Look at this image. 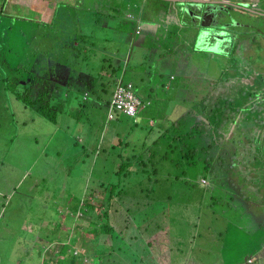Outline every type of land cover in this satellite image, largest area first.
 <instances>
[{"label":"rangeland","instance_id":"1","mask_svg":"<svg viewBox=\"0 0 264 264\" xmlns=\"http://www.w3.org/2000/svg\"><path fill=\"white\" fill-rule=\"evenodd\" d=\"M64 1L72 2L73 0H0V15L3 12L1 17L6 22L15 19L12 16L39 20L44 13L48 12V8L54 2L59 6L56 12V14H59L60 7L66 3ZM218 1L221 3V7L227 6V8L237 14L239 11H245L246 7H249L246 3L251 4V0H246V2L245 0ZM113 2L121 4L119 0H114ZM97 3L98 0H84L83 4L79 5V8L75 10L76 14L78 16L83 14V16L87 17L86 21H93L94 13L90 10L83 13V10L86 9L85 6L95 7ZM220 3L218 4L219 6ZM67 6L65 4L64 8ZM259 6L264 8V0H260ZM222 9L224 10V8ZM219 12L218 14H221ZM257 17L259 18V28L255 29V20L249 18L245 25L246 27H243V31L246 32L247 39H249L251 33L255 34L256 37L252 52L250 49L245 52V55L248 59L252 57V62L257 64L261 74L258 80H263L260 83L261 86L264 82V15L259 14ZM69 25L70 23L68 22ZM88 28L91 30L93 26L89 25ZM238 29L237 27L235 28L237 35L239 34ZM192 30L193 28L188 27L183 29V37L187 36L186 33H192ZM216 30L220 31L221 29L216 28ZM196 32L198 33L199 30L196 29ZM47 33L54 35L52 31ZM222 36H224L222 32L220 34L214 32L206 34V43L211 42L210 46L215 49H209L211 53L200 51L198 54L193 53L189 57V63L195 62V69L197 70L194 77L206 79L209 74L219 73L222 75L224 72L226 75L232 73L240 74L237 69L222 72L225 65L237 63L239 58L231 46L234 41V33H230V39L227 35L223 42L221 41ZM200 37H202V33ZM180 38L175 32L171 33L170 44L175 45L176 40ZM25 39L27 41V38ZM19 40L23 43V37H20ZM118 40L122 41L123 39L119 38ZM17 48H21L19 42L16 44ZM14 50V48L12 51L2 49L3 57L9 59L8 68H13L14 76L21 77L22 75H19L17 73L18 69L15 68L23 62L27 63V59H19L14 54ZM177 51L190 53L187 44H182ZM209 55L210 57L215 55V61L209 58ZM1 56L0 58H2ZM133 56L127 68L122 66L123 69H127L126 81H135L137 76H139L142 59H138L136 52ZM77 63L78 60H76ZM181 63V72H178L179 76H176V79L175 77L171 78V69L168 65L164 66L163 62L158 61L159 66L158 64L153 65L154 74L148 77L149 80H145V82L137 80V83H135L136 91L143 98L152 100L149 105L139 111L140 124L147 125L150 117H154L157 121L162 116V109L166 115L171 113L172 107L170 104L168 103L164 107L162 101V99L166 100L174 93V88L168 87L169 83L179 87L177 96L180 94L185 108L189 106V102L185 100L182 94H184L186 84L188 83L190 86L196 80H185L186 75L183 70L186 67V59ZM114 65L113 59L106 57L104 61L101 55H94L89 59H80L78 68L83 71L93 70L96 82H104L107 88L106 90H95L86 100H83L81 93H74L71 100L67 103L68 105L61 109H55L58 112L56 122L46 120L35 109L19 100L8 86L10 85L12 88L14 86L13 74L2 75L0 71V172H7L11 169L16 172L17 177H20L23 171L30 168L32 173L42 170L45 173L44 176L38 179L39 184L36 189H0V264H40L42 262L41 248L43 243L38 241V237L42 238L46 231L56 234L61 232L64 234L63 238H67L71 231V236L67 239L69 241L66 250L62 252L65 255V260H61L59 264L83 263L82 256L73 255V251L70 250L78 241L77 230L81 229L83 231L85 221L89 220L90 217L82 215L81 212L77 213L79 217H73L71 210L74 211V209L71 206L78 201L83 202L86 198L95 202L91 195L100 197L103 195L101 190L108 189L109 181L105 170L106 168L116 170L113 167L114 160L112 159H115L117 155L114 153L110 156L112 141L116 137L118 126L124 125L128 120L126 115L118 112L117 121H107V107L104 104L110 99L114 88V82L113 80L109 82L112 78H109L107 74L110 75L112 73L114 76L121 74V69L112 70ZM101 68L106 74L99 75ZM36 71L41 76L38 69ZM42 76L46 77L44 73ZM241 86L245 90L242 93V90L239 91V94L245 96L248 91H246L244 85ZM196 94H199L198 90L195 93H188L186 95L187 99ZM173 103L174 107L178 106L176 98H173ZM185 108L174 109L175 116L173 120H177L175 117L184 118L182 120V128L172 125L168 132L169 140L162 137L158 147L155 146L152 150L149 148L145 149L151 150L154 153L153 156L150 155L151 151L150 153L149 151L146 154L143 153L144 147L142 145L135 146L143 153V156L137 159L146 160L144 164L143 162L140 164L142 167H147L146 171H133L128 176L121 174L111 179L113 182L111 186L116 189L114 196L118 199V205L123 212V215L119 214L116 224H113L114 230L112 234L114 235L115 231H120L121 229L125 230L129 221H131V224H128V226L130 225L129 236L126 237L123 234L122 239L117 241L118 244H121V247L113 253L107 264H199L198 261H201L200 264H216L213 261L219 264V262L223 263V260L226 263L246 264V258L252 255L256 256L262 246H264V242L259 239L261 231L256 237L250 236L247 238V227L242 222L236 221V229L239 231V243L232 246L230 237L227 236L228 245L225 252H220L225 249L223 245L225 238L219 235L218 253H211L214 249H205L202 251V255L198 256H191L187 252L189 243L183 240L186 237L187 227L185 223L192 222L194 219L189 218L182 223L181 227H178V220H174V218L179 219V216L174 212L183 214L185 207L181 210L177 208L181 205H189L191 211L186 213L189 217H192L196 214L195 211L198 206L196 201L202 198L201 189H212L217 196H220L226 195V192L231 193L235 189H240V187L232 186L230 188L231 182L229 178L233 175V172H229V166L220 167L217 164L218 159L216 156L218 154L216 155L215 152L219 149L217 140L213 148L209 146L210 152L202 150L197 153L201 139L195 138L199 135L198 130L195 129L196 125H192L194 134L188 133V129L185 126L188 122H193L195 116H187L189 113ZM232 123H236V120ZM232 123L224 127V130L226 128V137H230L229 140H236L240 137L245 139L241 129L237 131L232 129ZM233 127L235 128V125ZM176 136L181 137L178 145L179 150L181 149L180 151H176L174 146L171 147L169 145V143L175 141L173 137ZM208 140L209 138L202 140V142ZM223 140H225V131ZM244 143L248 144L246 150L255 149L251 138L246 137ZM245 144L242 145L243 148ZM130 148H132V145ZM192 150L196 152L192 153ZM165 151L169 152L171 156L166 158L164 156ZM131 152L129 149L126 151L127 154ZM176 153L178 154L175 155ZM44 155L48 156V158H45ZM233 156L236 155L233 154ZM215 157L216 159L213 161L212 159ZM246 158L247 160L243 162V165L247 167L246 175H250L252 178L246 177L244 182L257 184L256 186L259 187L264 202V169L259 165L262 160L258 159L251 162L249 157ZM211 160L212 163L208 165L207 162H211ZM34 161L35 167H31ZM195 161L197 163L194 164ZM41 165L44 167L41 168ZM142 167L136 166L138 169ZM214 167L215 172L212 174L215 173V177L220 182L226 178L229 189L222 187L220 189L219 186L211 184V171ZM102 181H105L104 186L101 184ZM96 186L97 188L95 189ZM0 187L2 188L1 184ZM91 192L92 194H90ZM210 193V191L207 193L208 201L210 200ZM232 195L238 197L237 191L232 192ZM225 199L226 197H219L216 205L206 207L202 212L201 219L211 218L213 221V218L217 216L216 221L218 225H221L224 222L222 216L228 219L232 213H230L231 206L229 207L230 204ZM234 199L237 200L238 198ZM237 204L234 203V206L236 207ZM220 209L223 210L220 212ZM214 211H216V214H214ZM240 213L239 211V216ZM78 218H81V221H77ZM237 219L238 216L235 220ZM84 230L87 231L86 229ZM178 231L181 232V239L176 237ZM51 236L52 234L50 237H46V240L54 238ZM258 247L259 250H257ZM74 252L76 253L77 251ZM221 257L224 259L219 261L217 258ZM85 262L87 263L88 260L85 259ZM97 262V264H101L100 260H97Z\"/></svg>","mask_w":264,"mask_h":264},{"label":"crops","instance_id":"2","mask_svg":"<svg viewBox=\"0 0 264 264\" xmlns=\"http://www.w3.org/2000/svg\"><path fill=\"white\" fill-rule=\"evenodd\" d=\"M114 0H98L97 6H85L86 9L84 11L90 10L94 13L93 15V21H86L85 16L80 15L78 16L76 14V9L79 8V5H82L84 0H73L70 1H64L66 2L68 6L64 8L65 4L60 7L59 14H56L57 9L59 6L57 4H54L48 8L47 14L44 16L45 19H48L49 24L51 23V27L53 29L54 35L47 33L46 31H40L38 33V42L36 43V46H30L28 51H32L33 53L29 54V60H32L31 64H39L40 66L37 67L40 75L43 73L46 75L47 78L51 79L54 76H58V72L62 74L63 66L65 67L64 74L69 75L72 72V67L70 65H73L70 62V57L72 54L74 56L78 57L76 60L80 59H86L88 56L92 55L91 58L94 55H101L102 59H106V57H110L113 59L116 65L119 66H125L126 56H130V52L128 49L130 43H132L133 39L136 37L134 31L137 27L141 28L143 36L147 35L154 36L156 35L157 44L158 46L162 47L165 46V49L168 51H171L170 54L165 58L164 60V66H167L171 69L170 76L178 77V72L180 73V69L182 68V61L186 59V67L183 70V73L186 75V79H191V81H195L192 85L186 84V88L184 90L183 97H185V100L188 101L189 106H184L183 102L181 101V96L179 93V88L175 89L174 93L171 94L168 99H162L164 107L169 103L172 107L170 114H165L164 110H161L162 116L156 119L154 117H150V123L153 125H150V131H148V138L149 141L152 143L155 140L158 139L165 131H169L171 126H178L182 128V120L184 118H176V121L173 120L175 116L174 109L176 108H185L187 112L191 113L192 106L196 109H199L202 107V104H198L199 101L205 97L207 94H217L216 89L222 90L223 92H227L231 98L234 96H238L239 91L244 89L241 85H244L246 88V91L249 92L251 90L253 96H261L264 94V82L260 86L261 81L258 80V77L261 76L259 73V70L257 68V64L255 62H252V57L247 58L245 55V52L250 51L252 52V47L255 46V34L251 33V36L249 39L246 38V32L243 31V27H246L247 21L249 18L254 19V28H259L258 24V17L257 15H264V8H260V0H251V4L246 3V5L249 7H246L245 11H239L238 14L234 11L230 12L231 14H227L226 10L229 9L227 6H224L222 21L224 23L228 24V28L230 30V33H234V41L231 43L232 49L236 55L239 56L237 63L228 64L227 66L222 69V72L224 69H227V71H234L238 70L240 74L232 73L228 78H225V85L223 87H219L217 83L220 81L218 78L221 74H210L209 78H206L211 81L215 82V84L212 87L206 86L204 83L205 79H198L196 76L197 70L195 69V66H193L191 63H189V57H191V53L186 52H180L177 51V49L181 48L182 43L176 44L175 46H171L169 44H164L163 42L166 41L169 35L173 33L172 31V24L177 23V12H176V6L175 2L178 0H119L121 4H117L113 2ZM118 1V0H115ZM185 1H211L213 3H220L218 0H185ZM246 2V0H245ZM118 5V7H117ZM172 7L175 8V11L171 9ZM219 6V5H218ZM221 6V3H220ZM230 11V10H229ZM50 16V17H49ZM51 20L49 21V19ZM233 19V20H232ZM68 22L70 25L68 26ZM92 25L93 29L89 30L88 26ZM238 29V35L235 32V28ZM123 28V33L125 34V31L128 33L126 36L122 37V41L118 39H113L112 35L116 34L118 32V29L120 30ZM171 28V29H170ZM225 28V29H228ZM94 29L96 33L94 34ZM155 32V33H154ZM110 34H112L110 36ZM118 34V33H117ZM110 36V37H109ZM148 37L146 38V41L148 40ZM116 41V42H113ZM29 42H34V40H29ZM28 41H25L24 43H29ZM113 42V43H112ZM184 44V43H183ZM24 45V44H22ZM230 46V47H231ZM177 47V49H176ZM127 50V51H126ZM175 50V51H174ZM126 51V52H125ZM129 52V53H128ZM215 59V56H214ZM215 61V60H214ZM255 63V64H254ZM22 64V63H21ZM236 64V65H235ZM49 65V68H44ZM55 66L56 69H55ZM235 66V68H234ZM255 66V67H254ZM59 67H61L59 69ZM58 69V70H57ZM229 69V70H228ZM150 72L149 70L146 71V73ZM149 75V74H148ZM148 75L146 76V80H148ZM142 74L139 73V76H137L136 80H140L142 82H145V78L142 79ZM40 77V76H38ZM42 78H45V76H41ZM194 77V78H193ZM176 79V78H175ZM229 80L226 86V82ZM168 86H172V83L168 84ZM199 91V94H196L192 96L190 99H187L188 93H195ZM245 97V96H244ZM173 98H176L178 106L174 107ZM180 99V100H179ZM207 100H212L210 96H207ZM252 105L255 106L256 104L253 103V100H249L246 98L244 103L241 105L242 109L244 110V107L246 105ZM192 105V106H191ZM258 106V105H256ZM255 106V107H256ZM259 110L261 111L256 116H250L248 117V120L246 118L241 117V115L238 113L236 117V123H232V129L234 131L242 130V134L245 135V139L237 138L236 140H242V145L245 144L244 140L247 138H251L253 142V146L259 148L264 147V110L262 111V107L259 106ZM255 110V109H254ZM152 120V122H151ZM194 122V121H193ZM193 122H188L185 126L188 129V132L192 129ZM235 125V128L233 127ZM146 126V125H145ZM148 127V126H147ZM210 128L209 126L207 129ZM168 129V130H166ZM252 131V133H250ZM220 132V131H219ZM226 132V128H225ZM115 133V132H114ZM217 136L216 133L210 132V129L201 133V136L198 135L195 138L201 139V146L208 145L212 143V140L215 139ZM166 140H169V135L163 136ZM209 138L208 141L202 142V140H205ZM230 138V137H229ZM229 138L225 135V142L227 140L229 141ZM175 141L169 143V145L172 147L174 146V149L178 151V145L179 141L181 140L180 136L173 137ZM177 140V141H176ZM216 140V139H215ZM158 145V144H157ZM156 145V146H157ZM245 149L248 148V144H245ZM131 151V150H130ZM249 151H252L251 149ZM198 153V152H197ZM129 153L128 155H131ZM165 154V153H164ZM167 156H171L169 152H166ZM176 153L175 155H177ZM218 154V151L216 155ZM166 156V157H167ZM45 158H48V156H45ZM177 157V156H176ZM217 157V156H216ZM173 160V159H171ZM214 161V158L212 159ZM37 161V160H36ZM146 161V160H145ZM143 161V162H145ZM136 166V165H135ZM217 167V165H214ZM236 166V165H235ZM31 167H35V161L31 165ZM44 167L41 165V168ZM222 167V165L220 166ZM147 168V167H146ZM245 168V167H244ZM230 170L233 172L232 176L229 178L231 182L230 188L232 186L240 187V189H235L237 191L238 197H235L231 193H227L226 195H220L225 196L228 200L227 202L231 206L230 215L229 218L226 219L225 216H222L224 219V222L221 225H218L217 216L213 218V221L211 218L207 219H201L202 212L206 207L210 205H214L213 202H216V199L219 198L215 191H212V189H201L200 192L202 195V198H200L198 201L197 210L195 211V215L192 217H189L186 212L191 211V207L187 204L181 205L178 210H181L185 207V211L183 214L176 213V215L179 216L178 218H174V220H178L177 226L181 227L182 223L186 221L187 219L191 218L194 219L192 222L189 221V223L186 224V237L183 238V240L187 241L189 243V247L187 252L192 255H202V251L205 249H214L211 253L219 251V245H218V235L220 237L225 238V243L223 245L225 246V249L220 252H225L228 245V237H230L232 246L239 243L238 241V230L236 229V221L242 222L247 228V238L256 237L261 231V235L259 239L264 242V202L262 200V193L259 190V187L255 184H252L251 182L245 183L244 179L246 178L244 175L246 172H243L240 169L232 168V165L230 167ZM137 171L138 170H134ZM215 170L212 168L211 171V178L212 183L214 185H217L225 189L228 188V184L226 183V178L221 180V182L218 180L217 177H215ZM0 184L2 188L0 189H36L39 181L38 179L45 175L44 171H37L36 173H32V170L30 168L26 169L22 172V175L20 177L16 176V172L9 169L7 172H0ZM210 176V175H209ZM244 176V177H243ZM234 177V178H233ZM243 177V179H242ZM203 184V183H202ZM204 185V184H203ZM210 193V200L208 201L207 193ZM230 195V197H229ZM261 195V196H259ZM234 198H238L235 200ZM252 199V200H251ZM254 200V201H253ZM208 201V202H207ZM195 202V201H194ZM232 203V204H231ZM234 203H238L237 206H234ZM176 209V210H177ZM223 209H220V212ZM240 213V216L238 215ZM216 211H214L215 214ZM227 215V214H226ZM238 219L235 220V218ZM198 221V222H197ZM177 239H181V232L178 231L176 235ZM242 241V239H241ZM221 242V241H219ZM259 250V247L257 248ZM196 256V257H197ZM219 261L223 260L224 258H217ZM251 260V261H249ZM199 264L201 261H198ZM213 263L217 262L213 261ZM188 264V263H187ZM219 264H234L232 262H227L223 260V263ZM246 264H264V246L259 250L258 254L256 256L252 255L250 257L246 258Z\"/></svg>","mask_w":264,"mask_h":264},{"label":"trees","instance_id":"3","mask_svg":"<svg viewBox=\"0 0 264 264\" xmlns=\"http://www.w3.org/2000/svg\"><path fill=\"white\" fill-rule=\"evenodd\" d=\"M178 3V2H177ZM171 9L175 11V8L172 7ZM3 11V10H2ZM1 11V12H2ZM44 13L43 16L37 20L32 18H25V17H14L15 19H11L10 22L4 21V19L1 17L3 16V12L0 15V71L2 75H12L14 77V86L13 88L9 86L10 90L14 93V95L21 100L25 105L35 109L38 114H40L42 117L46 118V120H50L52 122L57 121L58 112H56V108L61 109L62 107H65L68 105L67 103L71 100L74 93H77L82 95L83 100L88 99V97L91 95V93L95 92V90L102 89L106 90L107 85L104 84V82H96L95 74L93 75V70H87L83 71L81 68H78L79 65V59L78 63L76 64V59L78 57L74 56V54L70 57V62L73 65H70L72 68V72L69 75L64 74L65 67L63 66V70L58 72V76H54L51 79L42 78L41 76L37 74V67L40 66L39 64H31L32 60H29V54L33 53L32 51H28L30 46H36L35 42H38V33L40 31H53L51 27V23L49 24L48 21L45 19ZM198 24H193L185 26L179 25V23L172 24V31L178 34L180 39H177L175 42L176 44H179L180 42L183 44H187L188 48L190 49L191 55L193 53L198 54L200 51H206L207 53H211L209 49H197L195 47L196 41H197V32L192 33H186L187 36L183 37L182 30L186 27L193 28V30H196L198 27ZM193 26V27H192ZM197 26V27H196ZM220 27V25H219ZM218 27V28H219ZM198 30V29H197ZM229 30V29H228ZM123 28L120 30L118 29V34H110L112 35L113 39H119L124 36H126L128 33L125 31V34L123 33ZM109 36V37H110ZM170 36H168L169 39L164 41V44H169L171 46H175L170 44ZM23 37V43L20 42L19 38ZM183 37V38H182ZM29 42V40H34V42L24 43L26 41ZM152 40L145 41L144 44L141 46H135L132 48V43H130L128 49L130 51V56H126L125 61V67L127 68L130 64V61L132 57H134V53L136 52L138 59H142V62L140 64V70L139 73L142 74V79L145 78L148 75V77H151L152 74H154L152 67L153 65H157L158 61L163 62L165 58L173 52V48L171 51H168L165 49V46H158L156 37H152ZM183 39V40H182ZM207 39V38H206ZM17 42L20 43V49H16ZM15 44V45H14ZM24 44V45H22ZM13 48L14 54L19 59H27V63H22L16 66L15 69H18L17 73L22 75L21 77L14 76L13 68H8L9 66V59L7 57H3L4 54L2 52V49H7L12 51ZM133 49V50H132ZM137 50V51H136ZM22 51V52H20ZM127 51V50H126ZM125 51V52H126ZM213 53V52H212ZM93 55V54H92ZM92 55L86 57V59H89ZM208 55V54H207ZM213 55V54H212ZM215 56V55H214ZM213 57L208 56L209 58L214 59ZM216 58V56H215ZM104 61L106 59H103ZM156 60V61H155ZM149 62V63H148ZM117 64V63H116ZM114 65L112 67V70H120L119 75L114 76L112 73L109 76V78H112L109 82L113 80L114 82V88L112 90V94L109 100L106 101L104 104L107 107V121H117L118 120V114H124L128 117L127 123L124 125H119L116 137L114 138V141H112V147L110 149V156L115 153L116 158L112 159L113 161V167L116 168V170H110L107 169L105 172H107V180L108 182V189H102L103 195L100 197L92 196L93 199H95V202L91 199H85L83 202L78 201L71 207L74 209V211L71 210L72 216L77 218L78 212H81L82 215H88L90 217L89 220L85 221V228H83V231L81 229L77 230L78 234V241L76 244L71 248L70 251H73V255L82 256L83 263L81 264H89L90 263H98L97 260L101 261V264H107V262L111 259L113 256V253L117 251V249H120L121 244H118L117 241L122 239V235L125 234V236H129L128 230L129 226L128 224H131V221L128 222L126 225L125 230L115 231L114 235L112 234V231L114 230V225L116 224L119 214L123 215V212L121 211L120 206L118 205V199H116V196H114V192L116 189L112 188L113 182L111 181L112 177H116L117 175L123 174L124 176L130 175L134 170H142L146 171L147 168L142 167L140 164L144 160L137 159L143 156V153L146 154L149 149L152 150L157 144L159 145V142L163 136H167L169 131H165L163 135L158 137L157 140L154 142H150L148 138V131H150L151 127L150 125H153V123H149L145 126L143 124H140V118H139V111L146 107V105H149L152 100L143 98L137 91H136V84L137 80L135 81H126L125 75L127 73V69H123L122 66ZM160 64V63H159ZM158 64V66H159ZM193 66H195V62L191 63ZM25 68H23V67ZM49 65L44 68H49ZM57 66H55L56 69ZM61 67H59L60 69ZM123 69V73H122ZM58 70V69H57ZM150 71L146 73V71ZM229 70V69H228ZM224 71H227V69H224ZM156 72V71H155ZM106 73L103 72V68L100 69L99 75H104ZM93 75V76H92ZM210 74L207 75V78H209ZM230 75H226L225 72L220 75L218 78L220 81L217 83L218 88L223 87L225 85V78H228ZM176 78V77H175ZM187 78V77H186ZM173 79V78H172ZM212 77L209 79H205L204 83L206 86L212 87L215 82L211 81ZM109 80V79H108ZM149 80V79H148ZM140 81V80H138ZM229 80L226 82V86ZM122 84L128 86V84H132V88L134 90V94L136 96V99L138 100L137 110L135 114H127L123 111H118L115 108H112L111 105L113 104V98L116 89L118 86ZM171 84V83H170ZM170 87V86H168ZM175 89L179 88L176 86H172L170 88ZM228 87V86H227ZM245 89H242L241 93L244 92ZM250 92V93H249ZM244 96L241 94H238V96H234L231 98L227 92H223L222 90L216 89V95L214 94H207L205 97H203L198 104H202V107L199 109H196L195 107L191 109V113L189 111V114L187 116H195V120L193 122V125H196V128L198 130L199 135L201 136V133L207 131L210 129V132L216 133V140L218 141L219 149L218 151V165L222 166H229V172H231L230 167L231 164L232 168L240 169L243 172L247 171L246 165H243V162L247 160L246 157H249V160L252 162L257 161L258 159H261V163L259 164L260 167L264 169V147L261 145L255 147L254 150L249 151L242 147V140H229L225 142L223 140L224 136V127L228 126L230 123L234 122L236 120V117L238 113L241 115V117L246 118L248 120V117L250 116H256L261 111L259 110V106L262 107V111L264 110V94L261 96H253L251 90ZM77 96V95H76ZM207 96H210L212 100H207ZM248 99V101L253 100V103H255L258 106L252 105H246L244 107V110H241V105L244 103L245 99ZM145 101H147L145 103ZM255 109V110H254ZM119 112V113H118ZM113 113V117H110V114ZM249 115V116H248ZM248 116V117H247ZM152 122V120H151ZM148 126V127H147ZM154 126V125H153ZM210 127L207 129V127ZM168 130V129H166ZM220 131V132H219ZM188 133L194 134V130H190ZM226 135V132H225ZM214 141L210 144V148H213L214 145H216ZM114 142V143H113ZM132 145V148H130ZM142 145L144 147L143 153L140 152L135 146ZM157 145V147H158ZM224 146V147H223ZM118 148V149H117ZM146 148H149L145 150ZM208 145L201 146L198 145V153L202 150H205L204 152H210V149ZM127 149L132 151L131 155H128L126 153ZM108 150V149H107ZM150 150V151H151ZM181 150V149H180ZM179 147H178V151ZM149 151V153H150ZM217 151H215L217 153ZM109 152V150H108ZM192 153H195L196 151H191ZM235 154L236 156H233ZM151 156L154 155V153L151 151ZM164 156L166 157V151ZM167 158V157H166ZM216 157L214 158V160ZM198 161V160H197ZM197 161L194 162L197 163ZM145 162H143L144 164ZM211 162H207V164H211ZM142 167L141 169L136 168V166ZM236 165V166H235ZM135 166V167H134ZM146 166V164H145ZM218 167V166H217ZM245 167V168H244ZM215 169V167L213 168ZM114 171V175H113ZM245 177H248L249 179L252 178L250 175H244ZM243 176V177H244ZM242 177V179H243ZM257 180V179H256ZM101 184L104 186L105 181H102ZM97 186L95 187V189ZM120 190V189H118ZM92 194V192L90 193ZM224 198L225 196H218ZM219 201V198L216 199V202H213L214 205H216ZM229 204V203H228ZM118 205V206H116ZM85 208V209H84ZM75 214V215H74ZM216 214V212H215ZM81 218H78L77 221ZM131 220V219H130ZM47 221V219H46ZM74 224V223H73ZM71 225V228L73 226ZM79 225V223H77ZM114 224V225H113ZM86 229L87 231H85ZM71 230V229H70ZM54 238L50 240H46V237H50V235ZM51 236V237H52ZM71 236L68 234L67 238H63L64 234L61 232L56 233H49L48 231L44 232V236L38 237V241H40L42 244L41 248V257L42 262L40 264H59L61 263V260H65V255L62 253L64 250H66L68 241L67 240ZM115 238V239H114ZM74 251H77L76 253ZM43 255V256H42ZM115 256V254H114ZM116 257V256H115ZM85 259L88 260V262H85Z\"/></svg>","mask_w":264,"mask_h":264},{"label":"water","instance_id":"4","mask_svg":"<svg viewBox=\"0 0 264 264\" xmlns=\"http://www.w3.org/2000/svg\"><path fill=\"white\" fill-rule=\"evenodd\" d=\"M178 2V3H177ZM178 4L180 5L178 7ZM176 6V12H177V22L181 26L198 24L197 29L198 32V39L196 42L195 47L197 49L203 48V49H215L210 46V43H206V34H209L211 32H214L216 34H220L221 32L224 33V36H222L221 41H225V37L228 35L229 39L230 37V30H228V24L224 23L222 21V15L224 11L221 6H218V3H213L211 1H185V0H178L175 2ZM230 10V11H229ZM220 11V12H219ZM221 13V14H218ZM227 14H231V9L226 10ZM220 25V28H218ZM193 27V26H192ZM216 28L221 29L216 30ZM228 28V29H225ZM192 32H196V30H192ZM136 37L132 41V48L135 46H141L145 43L147 35L143 36L141 28L137 27L134 31ZM155 33V32H154ZM202 33V37H200V34ZM152 37H157L156 35ZM149 40L151 39V36L148 37ZM133 50V49H132Z\"/></svg>","mask_w":264,"mask_h":264},{"label":"built area","instance_id":"5","mask_svg":"<svg viewBox=\"0 0 264 264\" xmlns=\"http://www.w3.org/2000/svg\"><path fill=\"white\" fill-rule=\"evenodd\" d=\"M112 103L111 107L118 111H123L131 115L135 114L138 100L134 94L132 84H128L126 87L120 84L115 91ZM110 117H113V113L110 114Z\"/></svg>","mask_w":264,"mask_h":264},{"label":"clouds","instance_id":"6","mask_svg":"<svg viewBox=\"0 0 264 264\" xmlns=\"http://www.w3.org/2000/svg\"><path fill=\"white\" fill-rule=\"evenodd\" d=\"M204 185H206V184H204Z\"/></svg>","mask_w":264,"mask_h":264}]
</instances>
